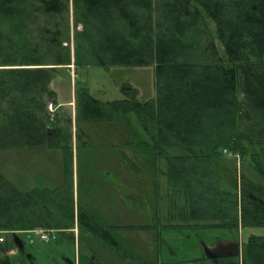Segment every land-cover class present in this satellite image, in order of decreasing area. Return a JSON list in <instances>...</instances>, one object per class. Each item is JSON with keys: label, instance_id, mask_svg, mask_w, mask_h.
Masks as SVG:
<instances>
[{"label": "trees", "instance_id": "trees-1", "mask_svg": "<svg viewBox=\"0 0 264 264\" xmlns=\"http://www.w3.org/2000/svg\"><path fill=\"white\" fill-rule=\"evenodd\" d=\"M73 1L82 4L84 26L73 64L153 68V98L103 104L87 99L80 114L88 122L136 114L151 151L149 166L156 180L158 173L165 176L173 197L165 217L207 228H238L239 221L264 225V0ZM67 2L0 0V50L9 47L11 32L21 36V24L35 13L60 14ZM211 22L223 48L207 39V49L199 50L198 33ZM57 37L49 33L46 52H53L50 42ZM83 48L88 55L82 58ZM20 51L0 62L1 149L45 147L53 131L46 111L54 96L49 84L57 68L71 64L69 51H54L52 62L27 41ZM63 148L66 163L71 148ZM224 150L246 160L261 181L241 173L238 186L236 176L223 172V162H231ZM179 196L182 208L174 201ZM73 206L68 183L21 191L0 173L1 231L72 228ZM247 250L252 261L264 259L263 238H250Z\"/></svg>", "mask_w": 264, "mask_h": 264}, {"label": "rangeland", "instance_id": "rangeland-1", "mask_svg": "<svg viewBox=\"0 0 264 264\" xmlns=\"http://www.w3.org/2000/svg\"><path fill=\"white\" fill-rule=\"evenodd\" d=\"M155 2L159 5L164 0H155ZM67 4L68 9L57 15L35 13L32 19L21 24L20 31L23 32L21 36L11 32L9 47L0 50V62L4 56L13 58L20 56V43L24 41H27L31 48L37 45L38 53L43 55L46 62L54 60V51L70 52V65L73 67L70 68V72L64 67L54 71L55 77L50 87L54 89L55 94L46 101L52 110L49 111L46 108V111L50 113V120H56V125L54 123L51 125L61 128L62 137L71 148V156L63 165L57 163L59 162L57 160L56 163L52 161L53 157L48 159L46 163L48 175L40 178L43 182H39L36 176L35 186L39 187V184H44L45 187L54 189L63 185L67 187L68 183L75 205L94 216L98 224L119 228L114 229L113 235L116 238L122 235L128 237L126 240L130 243V246L128 245L130 248H126L125 254L121 253L125 262H134L139 258L146 264H208L204 250H202V242L210 243L213 236H224L229 229L235 235L238 234L245 244L251 236L264 240V226L243 227L239 225V228L231 227L227 230L216 227L207 228L201 224H192L193 222L188 225V222L177 218L168 220L165 216L168 213V203L173 197L166 186L165 176L157 172L158 180H156L149 166L153 165L152 162H148V154L151 151L144 145L147 140L146 134L136 114L127 112L122 115L117 114L110 120L104 118L103 120L84 121L80 112L83 106L86 107L87 99L103 104L125 97L139 102L153 98L155 96L153 68L151 66L105 67L97 64L88 66L73 64L75 45L77 42L82 43L80 37L76 41L77 33L84 28L81 21L82 4L79 3V7H76L73 0H68ZM1 26L5 27L2 30L4 36V33L8 31V26L6 24ZM214 29L215 25L212 22L208 30L200 29L197 39L201 48L199 50L207 49V39L217 47L223 48ZM207 31H210L209 34ZM49 33L52 36L55 33L58 34L57 39L50 42L53 52H46ZM60 38H62V43H59ZM79 52L82 58L88 55L84 48ZM73 79L75 81L73 84H75L76 124L71 125L70 114H66L65 110L62 111L63 109L57 112L54 103L69 96V83ZM51 146L54 147V145ZM14 148L19 149L20 147ZM14 151L12 148H0V173L9 181L13 179L11 174L14 170L13 162H20L19 154ZM35 151L39 150H29L31 154L37 155ZM50 154L54 156L53 152ZM56 155L58 156V152ZM67 156L68 154L65 156L64 153V162ZM223 157L231 160L229 163L223 162V165L228 168L226 170L223 166V172H231L229 174L232 179L236 176L239 181L242 173L250 180L261 181L259 175L249 167L246 160L239 157L233 158L228 154ZM32 159L35 158L32 157ZM123 161H126L125 166H123ZM39 163H41L40 160ZM19 164L20 167H27V164ZM159 167L161 171L164 170L163 160L159 162ZM62 168L65 169L64 177ZM121 168L125 172H122ZM120 174H124L125 177ZM30 188L32 186H25L20 190L26 191ZM182 199L181 196L174 198L178 208L183 206ZM73 210L76 211L75 206ZM84 214L82 212L80 215L82 219ZM174 223L176 226H165ZM142 224H148L149 227H143ZM239 224H241L240 221ZM73 228H76L75 223ZM63 230L54 239L47 241L34 239L32 243L27 234L22 232H15V234L24 243L23 253L30 257L33 264H68L69 260H75L77 257L78 241L67 237L65 233L69 231V235L75 237L77 230L73 232L67 229L65 233ZM79 231L81 233L79 235L78 232V237H87V232L81 229ZM3 233L7 234L5 231ZM87 239L90 238L87 237ZM106 253L104 254L108 260L112 257L116 259V256L110 253L111 256L108 254L110 258L107 257Z\"/></svg>", "mask_w": 264, "mask_h": 264}, {"label": "flooded vegetation", "instance_id": "flooded-vegetation-1", "mask_svg": "<svg viewBox=\"0 0 264 264\" xmlns=\"http://www.w3.org/2000/svg\"><path fill=\"white\" fill-rule=\"evenodd\" d=\"M53 123L55 124V122ZM49 128L53 129L52 133H50V137L55 139L53 140L54 142L53 144L56 147L58 144H61L60 143L62 138L61 128L54 127L52 125H50ZM56 140H58V142ZM62 151H64V148L62 149ZM62 159L64 161V158ZM124 159L127 160V158ZM122 163L123 166L126 165V161H123ZM121 169L122 172H125L123 168ZM126 174L128 173L126 172ZM120 176H124V174L123 175L120 174ZM240 185H241V179H239L238 181V186ZM260 187L263 188L261 185ZM33 188H46V187L40 185L39 187H33ZM260 195L263 196L262 193H260ZM74 206L76 209V211H74V223L76 228L74 229L72 227L69 229L73 232L77 230V235L75 237L72 235L70 236L68 233L69 231L65 233L67 229L63 230V233H65L67 237L73 238L78 241V251H77L76 259L69 260L68 264H144L145 263V262L143 263V261H141L139 258L138 259L135 258L139 262L136 260H134V262L133 261L125 262V258L121 256V253L124 252L125 254L127 252L126 248L127 247L130 248L129 247L130 243L126 240V238L128 237L122 235L116 238L113 235L115 233L114 229H119V228H115L114 226H102V224H98L96 222L94 216L88 214L87 212L82 210V208L80 209L77 205H75V203ZM82 212L85 213L83 215V219L82 217H80ZM188 223H189L188 225H191L192 222H188ZM142 225L143 227H149L148 224H142ZM168 225L176 226L175 223L167 224L165 226ZM256 226H264V225H256ZM79 229H81V231L84 230L85 232L90 234V235L87 234V237L90 239H87V237H83V236L81 238L78 237L81 233ZM60 232H57L54 238H56ZM6 233L7 234L4 233V238L0 242V264H33L30 257L24 255L23 253L24 243L20 239H19L20 241L16 243L12 235V232H6ZM250 238H255V237L251 236L249 237V240ZM247 245L248 242L247 244L242 242L239 238V235L238 234L235 235L233 231L229 229L227 236L215 235L213 236L211 243L202 242V248H203L202 250H204V256L205 258H207L208 264H264V259H261V256H258L255 259V262L254 260L252 261V259L250 258V254L248 253L247 250ZM103 252L104 253L107 252L106 253L107 257H109L110 254H112L114 257L116 256V259L112 257L111 260H108ZM101 253H103L102 255L104 256H102ZM117 257L120 258L117 259ZM147 264H153V263H147Z\"/></svg>", "mask_w": 264, "mask_h": 264}, {"label": "crops", "instance_id": "crops-1", "mask_svg": "<svg viewBox=\"0 0 264 264\" xmlns=\"http://www.w3.org/2000/svg\"><path fill=\"white\" fill-rule=\"evenodd\" d=\"M71 67H73V66L69 65L67 68L69 70V72H70ZM71 75H72V73H71ZM71 82L69 83V89H68L69 96L67 98L62 99V101H58L57 103H54L52 101H49V102H52L55 104V106L57 107V109H56L57 112L60 111V109H63L62 111L65 110L66 114H70V122H71V125H73L76 122V107H75L76 105H75V95H74V89H75L74 85L75 84H73V82H75L74 79ZM51 83H52V80L49 84V87H50V85L52 87ZM51 90L54 92V89L51 88ZM48 104L49 103L47 102V108H48ZM48 110L50 111L49 108H48ZM48 110H47V113L50 116V113ZM52 121L55 122L56 120H52ZM86 122H88V121H86ZM53 140H55V139L52 137H48L47 144L43 148H38V149L37 148H33V149H29V148L16 149V148H14V150L19 154V161H20L17 163L13 162L14 170H12V173H11L13 175V179L10 182L13 184L14 187L18 188L19 190L22 188H25V186H27V187L32 186V188L36 187L35 186V184L37 183V181H36L37 177L36 176H38L39 182H43V181H40V178H45V176L48 175L46 163H47V160L50 159L51 157H53L52 161H54L55 163L57 161H59L57 163H60L61 165L65 164L64 161L62 160L63 155H64V151H62V149H63V146L65 144H67V145H69V144L62 137L61 141L59 140L61 144H58L56 147L55 146L52 147L51 145H54ZM56 141L58 142V140H56ZM52 148H54V149H52ZM29 150H39V151H35V154H37V155H34V154H31L29 152ZM15 151H14V153H15ZM50 152L51 153L53 152L54 156H52V154H50ZM57 152H58V156L56 155ZM14 153H13V155H14ZM32 157L35 159H32ZM14 158H15V155H14ZM39 160L41 161V163L38 164ZM19 163L27 164V167H20ZM62 170H63V177H64L65 169L62 168ZM40 185L45 187L44 184H39V186ZM32 188H30V189H32ZM46 188H48V187H46ZM224 236H227V234H225Z\"/></svg>", "mask_w": 264, "mask_h": 264}, {"label": "built area", "instance_id": "built-area-1", "mask_svg": "<svg viewBox=\"0 0 264 264\" xmlns=\"http://www.w3.org/2000/svg\"><path fill=\"white\" fill-rule=\"evenodd\" d=\"M48 108L52 110L50 104H48ZM224 152L227 153L226 150H224ZM20 232L27 234V237L30 243H32L34 242V239L39 240V241H47V240L53 239L55 234L59 231L55 229L33 228V229L23 230ZM3 238H4V233L3 231H0V242L3 240Z\"/></svg>", "mask_w": 264, "mask_h": 264}, {"label": "water", "instance_id": "water-1", "mask_svg": "<svg viewBox=\"0 0 264 264\" xmlns=\"http://www.w3.org/2000/svg\"><path fill=\"white\" fill-rule=\"evenodd\" d=\"M13 235H14V240H15V242L18 243V242L20 241L19 238L16 236L15 233H13Z\"/></svg>", "mask_w": 264, "mask_h": 264}]
</instances>
